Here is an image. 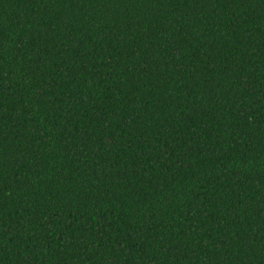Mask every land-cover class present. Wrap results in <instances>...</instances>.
Segmentation results:
<instances>
[{"label": "trees", "instance_id": "trees-1", "mask_svg": "<svg viewBox=\"0 0 264 264\" xmlns=\"http://www.w3.org/2000/svg\"><path fill=\"white\" fill-rule=\"evenodd\" d=\"M0 264H264V0H0Z\"/></svg>", "mask_w": 264, "mask_h": 264}]
</instances>
